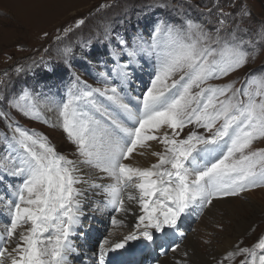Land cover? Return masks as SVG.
I'll list each match as a JSON object with an SVG mask.
<instances>
[{
	"label": "snow or ice",
	"instance_id": "obj_1",
	"mask_svg": "<svg viewBox=\"0 0 264 264\" xmlns=\"http://www.w3.org/2000/svg\"><path fill=\"white\" fill-rule=\"evenodd\" d=\"M240 15L251 16L243 7ZM84 24L80 19L75 27ZM259 30L264 34V21ZM153 35L167 36L169 43L159 52L158 44L149 46L156 54V67L144 91L134 98L129 92L133 74L127 69L145 50L120 38L119 49L129 63L119 66V87L92 88L73 74L82 87L52 101L58 110L54 122L43 117L39 94L23 90L13 101L25 117H43L45 124L62 129L76 146L78 158L57 152L46 134L23 125L12 127L11 136L5 134L0 174L19 183L13 186L0 231V264H68L75 251L70 237L82 226L83 207L91 199L88 193L117 213L130 211L126 199L139 208L134 230L121 242L101 247L103 261L108 253H128L130 242L154 243V231L174 232L193 207L203 209L216 199L264 187V148L251 147L264 139V71L246 73L240 87L239 78L209 83L254 61L259 54L256 45L235 32L221 35L220 28L209 33L191 19L180 28L157 23ZM25 100L29 103H22ZM0 118L11 122L4 111ZM161 129L162 135H157ZM150 141L164 149L153 153L159 158L155 164L140 168L123 162L137 148L151 147ZM108 178L112 183L98 182ZM112 223L123 222L113 217ZM25 224L30 226L18 232ZM257 249L264 253V237L252 248L237 245L228 257L244 256L240 264H264V254L258 255Z\"/></svg>",
	"mask_w": 264,
	"mask_h": 264
},
{
	"label": "rangeland",
	"instance_id": "obj_2",
	"mask_svg": "<svg viewBox=\"0 0 264 264\" xmlns=\"http://www.w3.org/2000/svg\"><path fill=\"white\" fill-rule=\"evenodd\" d=\"M241 7L250 12V19L240 15ZM80 19H84L85 24L75 27ZM189 19L212 34L217 28L225 36L235 32L244 41L255 44L259 53L243 69L209 83L225 84L239 78L236 87H240L246 73L264 71V34L259 30L260 22L264 21V0H0V111L11 117V122L0 118V155L4 152L5 134L11 136V128L20 125L46 134L57 152L69 158L78 155L76 146L62 129L43 122V117L50 122L58 119V110L52 101L59 102L69 89L75 91L82 87V83L73 81V74L92 88L118 87L119 66L129 63L127 54L119 49L118 40L125 39L129 46L142 45L145 51L127 69L133 74L131 85L137 81L140 87L130 88H134V98L150 81L146 85L139 83L137 72L153 73L156 67V54L149 46L158 44L160 47L156 51L159 52L169 43L167 36L153 35L154 26L163 22L180 28L181 23ZM69 28L71 31L65 32ZM118 51L120 54L114 56ZM23 90L39 94L41 119L25 117L12 106L13 101L23 95ZM191 127L185 129L180 138ZM164 130L156 134L162 135ZM251 147L252 150L264 148V139L255 141ZM139 149L142 151L145 147L137 148L134 153L140 152ZM7 177L0 174V183L4 181L5 184ZM96 200L97 207L85 201L82 226L70 237L75 251L69 254L68 264H94L100 258L102 246L111 247L108 245L136 223L139 208L135 202L126 199L130 211L117 213L104 208L101 198ZM0 206L7 209V203ZM113 216L123 223L111 224ZM178 222L179 228L170 234L153 232L155 242L147 245L150 251L141 257V263L148 258L151 264L169 261L175 264H240L244 256L232 259L228 253L235 252L237 245L252 248L264 237V187L240 196L216 199L203 209L193 207L190 214L182 216ZM23 226L17 230L22 231ZM130 245L134 251L147 247L135 241ZM181 248L187 250L181 253L183 259L175 256ZM256 251L258 255L264 254L259 249ZM122 253L123 250L108 253L103 260L114 264V259L121 260ZM131 260L129 258L128 262L138 264L136 259Z\"/></svg>",
	"mask_w": 264,
	"mask_h": 264
},
{
	"label": "bare ground",
	"instance_id": "obj_3",
	"mask_svg": "<svg viewBox=\"0 0 264 264\" xmlns=\"http://www.w3.org/2000/svg\"><path fill=\"white\" fill-rule=\"evenodd\" d=\"M148 143H149V145H151V147H145V149L142 148L143 149L142 151H140L141 149H139L138 151H140L142 153L136 152L129 159H127V160H125L123 162L124 163H129V164H131L134 167H140V168H148V167H151L152 164H155L156 163L155 160H156L157 156L156 155H153V153L154 152H161L162 145H160L157 141H150ZM76 156L78 157L77 154H74L73 156H70V158H72L73 160H75L76 159L75 158ZM98 182H100V183H112V180H111V178H108V179L100 180ZM130 191H132L134 195L136 194L135 190H130ZM88 195L91 197V199H89L87 201L90 202L94 207H97L98 202H97L96 199L99 198V197L93 195L92 193H88ZM135 221L137 222V219L136 218H135ZM28 227H29L28 225H24L22 227V231H25ZM133 230H134V225H132L131 228H129L127 231H124L126 233L121 234L117 239L114 240V243L113 244L108 245V246H113L115 243L121 242L123 240V238L127 234H130ZM14 246H15L14 243L12 245H10V247H14ZM182 249L183 248H181L179 250L178 254L175 255L176 258L183 259V257H181L182 256L181 253H182V251L183 252H187V250H186V248L183 249V250ZM130 251H134V249L133 248H130ZM163 264H175V263L169 261V262H164Z\"/></svg>",
	"mask_w": 264,
	"mask_h": 264
}]
</instances>
